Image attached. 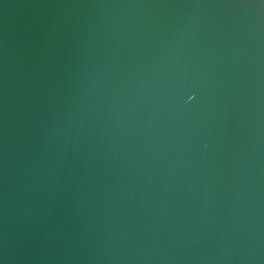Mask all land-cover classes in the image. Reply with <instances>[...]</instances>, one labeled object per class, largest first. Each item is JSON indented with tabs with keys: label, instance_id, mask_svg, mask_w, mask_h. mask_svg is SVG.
<instances>
[{
	"label": "water",
	"instance_id": "95a60500",
	"mask_svg": "<svg viewBox=\"0 0 264 264\" xmlns=\"http://www.w3.org/2000/svg\"><path fill=\"white\" fill-rule=\"evenodd\" d=\"M0 264H264V0H0Z\"/></svg>",
	"mask_w": 264,
	"mask_h": 264
}]
</instances>
